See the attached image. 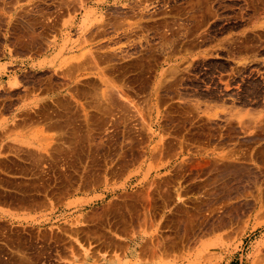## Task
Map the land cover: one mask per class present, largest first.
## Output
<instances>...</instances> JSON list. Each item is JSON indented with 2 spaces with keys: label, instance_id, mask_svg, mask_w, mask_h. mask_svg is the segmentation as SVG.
<instances>
[{
  "label": "rangeland",
  "instance_id": "374dc122",
  "mask_svg": "<svg viewBox=\"0 0 264 264\" xmlns=\"http://www.w3.org/2000/svg\"><path fill=\"white\" fill-rule=\"evenodd\" d=\"M21 1L30 0H0L1 34L7 16ZM87 1L80 0L86 16L80 59L86 62L82 82L93 81L94 94L81 99L82 105L91 107L83 115L94 117L98 151L108 141L114 154L123 148L131 156L134 142L144 140V149L139 150L144 152L139 162L144 170L132 166L123 182L115 185L113 179L118 191L106 199L113 207L112 218L103 210L91 228L66 225L70 240L65 241L34 235L25 242L17 233L16 241L0 240V264H84L83 242L69 235L77 226L90 228L86 243L98 249L91 264H264V0H95L97 26L104 24L105 11H112L114 20L107 41L98 35L93 42L86 36ZM118 9L127 10L129 17H117ZM132 78L145 80L143 95L132 96L127 89ZM217 103L223 105L219 110L213 108ZM172 104L185 106L179 123L210 129L218 120L226 134L223 193L210 194L202 212L189 204L187 217L177 225L168 224L167 207L159 210L169 185L165 182L167 187L158 189V167L150 160V154L164 146L166 137L160 129ZM154 138L159 139L157 146ZM232 161L235 168L227 164ZM117 163L112 162L113 168ZM176 199L186 206L189 198L177 193ZM124 202L128 207L122 209ZM206 217L210 234L200 239V222ZM122 235L136 239L138 251H133L136 256L129 263L122 262L128 259L121 260L123 254L116 261L100 251L106 238Z\"/></svg>",
  "mask_w": 264,
  "mask_h": 264
},
{
  "label": "crops",
  "instance_id": "0c3cea01",
  "mask_svg": "<svg viewBox=\"0 0 264 264\" xmlns=\"http://www.w3.org/2000/svg\"><path fill=\"white\" fill-rule=\"evenodd\" d=\"M64 1L55 5L48 0L21 1V6L15 13L11 11L7 16L2 33L0 240L8 243L17 240V233L20 235L19 239L25 242L32 241L34 235L43 236L44 240L49 241L70 240L65 236L66 225L89 224L91 228V225L98 223L97 217L104 212L103 210L105 217L109 214L112 218L113 207L108 206L106 199L118 191L113 188V179L116 178L115 185L123 182L132 166L144 170V163L139 165V162L144 160V152L139 151L144 149V140L134 142L133 148L136 147V151H132L131 156L128 152H123V148L120 153L114 154L109 148L111 142L105 141L99 151L96 147L98 144L94 117L91 114L89 117L83 115L88 111L87 105L80 103L82 98L90 97L94 93V90H91L93 81L88 79L82 82L84 77L81 72L82 65L86 62L82 63L79 56L82 52L81 24L83 19L86 20V16L80 8V0H69L68 6ZM94 1L88 0L86 3L89 13L88 23H85V27L88 26L86 36L90 42H93L98 35H104L107 41V36L112 34L114 14L112 11H105L104 24L98 27L97 5L93 3ZM115 13L122 20L129 17L127 10L118 9ZM88 48L91 49L92 46L89 45ZM143 83V79L132 78L128 82L127 89L131 91L132 96L143 95ZM222 107L223 105L219 103L213 105L217 110ZM184 108L185 106L176 104L168 106L166 111L168 121L160 129L166 137L164 146L159 147L158 152L156 150L150 154V160L158 167V189L161 191L162 187L166 186L165 182L169 185L167 199L159 210L167 207L165 210L168 211L165 215L168 224L176 225L182 218L187 217V212L192 208L189 204H196L202 212L203 204L208 205L209 195L223 193L225 186L224 125L216 120L211 123L210 129L209 126L198 129L196 126H191L190 122L179 123L178 119ZM232 138L235 140V135ZM157 141L159 139L154 138V146H157ZM76 151H80V154ZM130 159L135 160V163H128ZM113 161L118 162L117 168H113ZM227 164L232 168L236 167L235 161ZM117 169L121 171H114ZM181 169L186 171L183 172ZM119 192L125 193L124 190ZM128 193L126 190L127 195ZM177 193H181L183 199L189 198L186 206H182L176 199ZM124 207H128L127 202L121 204V208ZM209 225L208 217L206 220L201 219L200 233L197 234L200 239H208ZM71 228L72 232L69 235L72 239L84 244L86 254L83 256L86 257L83 263L91 264L98 249L86 243L91 239L88 231L90 228L88 230L78 226ZM106 239L107 243L105 248L100 249L101 253L105 250L109 253L107 256L114 257L112 259L116 261L119 257L117 255L123 254L120 259L128 258L122 261L125 263H129L136 256L134 252L138 250L134 248L135 238L122 235L118 238ZM112 259L107 261L110 262Z\"/></svg>",
  "mask_w": 264,
  "mask_h": 264
},
{
  "label": "bare ground",
  "instance_id": "6f19581e",
  "mask_svg": "<svg viewBox=\"0 0 264 264\" xmlns=\"http://www.w3.org/2000/svg\"><path fill=\"white\" fill-rule=\"evenodd\" d=\"M39 1V0H38ZM41 2V1H40ZM75 2V1H74ZM13 3V2H12ZM55 3V2H54ZM72 3V2H71ZM75 3H77V2H75ZM13 4H15V3H13ZM78 4V3H77ZM8 5H9V3H8ZM65 5V4H64ZM30 6H32V5H30ZM68 6V5H67ZM25 7V6H24ZM39 8V7H38ZM72 8H74L73 6H72ZM57 9V8H56ZM64 9V8H63ZM75 9V8H74ZM32 10V9H31ZM41 10V9H40ZM44 10V9H43ZM73 10V9H72ZM58 12V11H57ZM23 13V12H22ZM55 13V12H54ZM18 14V13H17ZM25 14V13H24ZM45 14V13H44ZM31 15V14H30ZM36 16V15H35ZM33 17V16H32ZM30 18V17H29ZM17 19V18H16ZM33 19H34V17H33ZM36 20V19H35ZM58 20V19H57ZM19 21V20H18ZM37 21V20H36ZM38 21H39V19H38ZM36 23V22H35ZM47 23H48V21H47ZM25 24V23H24ZM29 25V24H28ZM51 25V24H50ZM13 26V25H12ZM18 26V25H17ZM20 26V25H19ZM47 26V25H46ZM16 27V26H15ZM28 27V26H27ZM49 27V26H48ZM23 29V28H22ZM26 31H28V30H26ZM8 32V31H7ZM11 32V31H10ZM33 32V31H32ZM40 32V31H39ZM48 32H50V31H48ZM14 33V32H13ZM25 33V32H24ZM28 33V32H27ZM47 33V32H46ZM31 34V33H30ZM33 34H34V32H33ZM92 34V33H91ZM32 35V34H31ZM15 36V35H14ZM33 37V36H32ZM49 37V36H48ZM91 37V36H90ZM95 38V37H94ZM32 39H34V38H32ZM93 39V38H92ZM15 40H17V39H15ZM42 40V39H41ZM25 41V40H24ZM27 42V41H26ZM25 42V43H26ZM48 42H49V40H48ZM48 42H46V43H48ZM21 44V43H20ZM82 53V52H81ZM94 54H95V52H94ZM96 55V54H95ZM94 55V56H95ZM80 56V55H79ZM95 58V57H94ZM97 59V58H96ZM138 59V58H137ZM94 60V59H93ZM138 62V61H137ZM142 62V61H141ZM139 63V62H138ZM73 67V66H72ZM76 68V67H75ZM137 72V71H136ZM136 76V75H135ZM138 76V75H137ZM136 76V77H137ZM144 76V75H143ZM140 78V77H139ZM145 79V78H144ZM145 81V80H144ZM117 83V82H116ZM137 83V82H136ZM50 84V83H49ZM93 85V84H92ZM138 86V85H137ZM80 87V86H79ZM83 89V88H82ZM108 89V88H107ZM87 90H88V88H87ZM91 90H93V89H91ZM90 90V91H91ZM96 91V90H95ZM100 92V91H99ZM82 93V92H81ZM85 93V92H84ZM97 93H98V91H97ZM96 93V94H97ZM112 93V92H111ZM79 94H80V92H79ZM89 94V93H88ZM94 94V93H93ZM109 94V93H108ZM113 94V93H112ZM127 94V93H126ZM75 95V94H74ZM100 95V94H99ZM128 95V94H127ZM80 96V95H79ZM85 96V95H84ZM81 97V96H80ZM110 97V96H109ZM7 98H8V96H7ZM90 98V97H89ZM107 98V97H106ZM113 98V97H112ZM87 99V98H86ZM93 99H95V98H93ZM66 100H67V98H66ZM71 100V99H70ZM69 100V101H70ZM107 100V99H106ZM112 100V99H111ZM132 100V99H131ZM11 101V100H10ZM60 101V100H59ZM114 101V100H113ZM89 102H90V100H89ZM88 102V103H89ZM56 103V102H55ZM60 103H61V101H60ZM71 103V102H70ZM87 103V104H88ZM99 103V102H98ZM103 103V102H102ZM46 105V104H45ZM61 105V104H60ZM77 105V104H76ZM89 105V104H88ZM87 105V107H90V106H88ZM91 105V104H90ZM105 105V104H104ZM131 105V104H130ZM48 106V105H47ZM71 106V105H70ZM100 106V105H99ZM59 107H61V106H59ZM79 107V106H78ZM86 107V106H85ZM84 107V108H85ZM92 107H93V105H92ZM67 108V107H66ZM96 108V107H95ZM98 108V107H97ZM104 108V107H103ZM50 109V108H49ZM62 109V108H61ZM87 109V108H86ZM90 109H91V107H90ZM105 109V108H104ZM65 110V109H64ZM75 110H76V108H75ZM93 110V109H92ZM45 111V110H44ZM63 111V110H62ZM96 111V110H95ZM102 111V110H101ZM104 111H106V109L104 110ZM113 111V110H112ZM86 112V111H85ZM114 112V111H113ZM118 112V111H117ZM124 112V111H123ZM122 112V113H123ZM132 112H134V111H132ZM138 112V111H137ZM63 113H65L64 111H63ZM79 113V112H78ZM101 114V113H100ZM107 115H109L108 113H106ZM127 114V113H126ZM78 115V114H77ZM96 115V114H95ZM94 115V116H95ZM43 116V115H42ZM47 116V115H46ZM49 116V115H48ZM68 116V115H67ZM90 116V115H89ZM98 116V115H97ZM37 117V116H36ZM54 117V116H53ZM75 117V116H74ZM82 117V116H81ZM134 117V116H133ZM140 117V116H139ZM41 118H43V117H41ZM63 118V117H62ZM83 118V117H82ZM81 118V119H82ZM109 117H107V119H108ZM121 118V117H120ZM50 119V118H49ZM55 119V118H54ZM77 119V118H76ZM90 119V118H89ZM125 119V118H124ZM35 120V119H34ZM53 120V119H52ZM91 120V119H90ZM93 120V119H92ZM113 120V119H112ZM120 120V119H119ZM118 120V121H119ZM121 120H122V118H121ZM95 121V120H94ZM93 122V121H92ZM106 122V121H105ZM49 123H51V122H49ZM115 123V122H114ZM111 124V123H110ZM113 124V123H112ZM119 124H120V122H119ZM50 125V124H49ZM94 127V126H93ZM98 127V126H97ZM99 128H101V127H99ZM129 128V127H128ZM90 129V128H89ZM132 129V128H131ZM77 130V129H76ZM98 130V129H97ZM102 130V129H101ZM120 130V129H119ZM60 131V130H59ZM73 131V130H72ZM81 131V130H80ZM84 131V130H83ZM82 131V134L84 133ZM87 131V130H86ZM58 133V132H57ZM75 133V132H74ZM134 133V132H133ZM64 134V133H63ZM77 134V133H76ZM90 135V134H89ZM109 135V134H108ZM60 136V135H59ZM64 136V135H63ZM74 136V135H73ZM72 136V137H73ZM125 136V135H124ZM79 137V136H78ZM85 137V136H84ZM131 137V136H130ZM87 138V137H86ZM57 139V138H56ZM73 139H74V137H73ZM80 139H83V138H80ZM89 139V138H88ZM110 139V138H109ZM59 140V139H58ZM75 140V139H74ZM111 140V139H110ZM115 140H117V139H115ZM119 140V139H118ZM140 140V139H139ZM138 140V141H139ZM56 141V140H55ZM81 141V140H80ZM89 141V140H88ZM92 141V140H91ZM59 142V141H58ZM74 142V141H73ZM77 142V141H76ZM90 142V141H89ZM103 142V141H102ZM108 142V141H107ZM63 143V142H62ZM62 143H60V144H62ZM69 143V142H68ZM75 143V142H74ZM82 143V142H81ZM80 143V144H81ZM110 143V142H109ZM108 143V144H109ZM128 143V142H127ZM130 143V142H129ZM55 144V143H54ZM64 144V143H63ZM69 144H71V143H69ZM100 144H102V143H100ZM104 144V143H103ZM115 144V143H114ZM75 145V144H74ZM83 145V144H82ZM139 145V144H138ZM64 146V145H63ZM67 146H68V144H67ZM76 146V145H75ZM113 146V145H112ZM123 146V145H122ZM58 147V146H57ZM56 147V148H57ZM61 147V146H60ZM69 147V146H68ZM79 147V146H78ZM87 147V146H86ZM90 147V146H89ZM96 147H98V146H96ZM116 147V146H115ZM132 147V146H131ZM71 148V147H70ZM82 148H84V147H82ZM81 148V149H82ZM100 148H102V146L100 147ZM111 148V147H110ZM136 148V147H135ZM54 149V148H53ZM64 149V148H63ZM66 149V148H65ZM74 149V148H73ZM86 149V148H85ZM131 149V148H130ZM140 149V148H139ZM17 150V149H16ZM52 150V149H51ZM55 150V149H54ZM90 150H91V148H90ZM93 150V149H92ZM19 151V150H18ZM53 151V150H52ZM94 151V150H93ZM125 151V150H124ZM134 151V150H133ZM138 151V150H137ZM56 152V151H55ZM75 152V151H74ZM76 152H78V151H76ZM80 152V151H79ZM78 152V153H79ZM97 152V151H96ZM118 152V151H117ZM45 153V152H44ZM57 153V152H56ZM62 153V152H61ZM84 153V152H83ZM91 153V152H90ZM59 154V153H58ZM80 154V153H79ZM92 154V153H91ZM132 154V153H131ZM57 155V154H56ZM75 155V154H74ZM120 156V155H119ZM124 156V155H123ZM47 157H48V155H47ZM79 157H81V156H79ZM93 157V156H92ZM50 158V157H49ZM55 158V157H54ZM82 158V157H81ZM84 158V157H83ZM94 158V157H93ZM47 159V158H46ZM45 159V160H46ZM52 159V158H51ZM124 159V158H123ZM138 158H136V160H137ZM41 160H43V159H41ZM110 160V159H109ZM133 160V159H132ZM48 161V160H47ZM55 161V160H54ZM80 161V160H79ZM78 161V162H79ZM98 161V160H97ZM120 161V160H119ZM135 161V160H134ZM49 162V161H48ZM68 162V161H67ZM121 162H123V161H121ZM137 162V161H136ZM48 164V163H47ZM68 164V163H67ZM131 164V163H130ZM42 165V164H41ZM59 165V164H58ZM65 165H66V163H65ZM108 165V164H107ZM119 165V164H118ZM39 166V165H38ZM90 166V165H89ZM113 166V165H112ZM111 166V167H112ZM42 166H40V168H41ZM68 167V166H67ZM79 167V166H78ZM91 167V166H90ZM66 168V167H65ZM95 168V167H94ZM102 168V167H101ZM117 168V167H116ZM120 168V167H119ZM127 168V167H126ZM69 169V168H68ZM67 169V170H68ZM33 170V169H32ZM39 170V169H38ZM45 170V169H44ZM95 170V169H94ZM99 170V169H98ZM118 170V169H117ZM123 170V169H122ZM34 171V170H33ZM48 171V170H47ZM50 171V170H49ZM121 171V170H120ZM57 172V171H56ZM62 172V171H61ZM54 173H55V171H54ZM92 173H94V172H92ZM91 173V174H92ZM36 174V173H35ZM39 174V173H38ZM63 174H65V173H63ZM69 174V173H68ZM90 174V173H89ZM44 175V174H43ZM99 175V174H98ZM41 176V175H40ZM46 176H47V174H46ZM64 176H66V175H64ZM95 176V175H94ZM56 177V176H55ZM76 177V176H75ZM112 177V176H111ZM110 177V178H111ZM84 178V177H83ZM92 178V177H91ZM113 178V177H112ZM42 179V178H41ZM50 179V178H49ZM56 179V178H55ZM60 179H61V177H60ZM75 179V178H74ZM38 180V179H37ZM110 180V179H109ZM58 181V180H57ZM62 181V180H61ZM91 181V180H90ZM89 181V182H90ZM95 181H96V179H95ZM84 182V181H83ZM42 183V182H41ZM51 183V182H50ZM160 183V182H159ZM163 183V182H162ZM44 184V183H43ZM77 184V183H76ZM95 185H96V182L94 183ZM20 185H21V183H20ZM59 185V184H58ZM98 185V184H97ZM160 185V184H159ZM87 186V185H86ZM90 186V185H89ZM153 186V185H152ZM162 186V185H161ZM24 187V186H23ZM48 187V186H47ZM167 187V186H166ZM41 188V187H40ZM43 188V187H42ZM82 188V187H81ZM55 189V188H54ZM172 189V188H171ZM52 190V189H51ZM61 190V189H60ZM54 191V190H53ZM165 191H166V189H165ZM158 192V191H157ZM169 192V191H168ZM172 192V191H171ZM53 193V192H52ZM140 193V192H139ZM144 193V192H143ZM156 193V192H155ZM132 194V193H131ZM141 194V193H140ZM133 195V194H132ZM170 195V194H169ZM17 196V195H16ZM19 196V195H18ZM25 196V195H24ZM31 196V195H30ZM143 196V195H142ZM163 196V195H162ZM27 197V196H26ZM53 197V196H52ZM124 197H126V196H124ZM144 197V196H143ZM29 198V197H28ZM54 198V197H53ZM123 201V200H122ZM125 201V200H124ZM129 201V200H128ZM20 202V201H19ZM23 202V201H22ZM46 202V201H45ZM130 202V201H129ZM128 202V203H129ZM24 203V202H23ZM19 205V204H18ZM40 205V204H39ZM114 205V204H113ZM117 205V204H116ZM115 205V206H116ZM124 206V205H123ZM118 207V206H117ZM30 208H31V206H30ZM123 221V220H122ZM13 234V233H12ZM16 234V233H15ZM6 235V234H5ZM31 235V234H30ZM2 239V238H1ZM12 240V239H11ZM13 242V241H12Z\"/></svg>",
  "mask_w": 264,
  "mask_h": 264
}]
</instances>
